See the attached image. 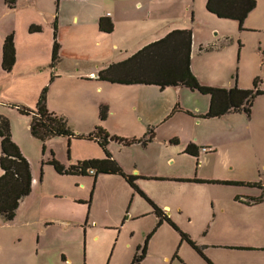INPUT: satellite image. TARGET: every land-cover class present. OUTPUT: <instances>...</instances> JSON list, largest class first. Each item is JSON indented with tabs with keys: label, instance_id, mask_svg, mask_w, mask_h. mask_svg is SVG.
<instances>
[{
	"label": "crops",
	"instance_id": "0c3cea01",
	"mask_svg": "<svg viewBox=\"0 0 264 264\" xmlns=\"http://www.w3.org/2000/svg\"><path fill=\"white\" fill-rule=\"evenodd\" d=\"M187 2V0H17L16 6L11 8L6 0H0V105L36 110L39 96L48 88V109L65 117L77 136H86L97 127H102L111 136L141 138L136 130L138 125L142 128L160 122L162 125V122L169 121L177 113H190L193 123L201 125L204 119L200 117L209 112L210 106L208 100L202 98L203 94H197V91L184 86L161 89L157 85H127L99 79V74L109 66L129 60L144 47L164 39L173 31L191 30L181 24L187 19ZM189 10V16L193 17L194 13L190 7ZM102 18L112 22L113 32L101 31ZM56 20L57 40L61 48L60 61L53 67ZM245 23L246 20L244 25ZM32 27H39L40 30L31 32ZM10 34L14 35L16 63L10 72H6L2 68L3 46ZM90 49H94L97 56L82 59L77 54L78 50ZM209 50H213L210 40L196 43L192 31L190 70L193 75L203 86L225 89L238 87L209 83L204 68L197 62L198 56ZM118 51L130 55L121 62L112 61L111 52ZM195 53L198 54L197 57ZM59 83H63L64 86L72 83V88L57 91ZM102 107L108 108L107 117L103 121L100 119ZM10 118L13 141L31 167L32 193L21 200L12 222L5 221L1 216L0 222L25 227L35 222L47 224L44 238H41V234L38 236L39 250L48 246L45 239L52 240L51 244L57 242V245L68 242V237L71 238L73 234L71 228H79L82 235L80 225L83 223L95 229L101 227L100 229L104 231L118 229L123 222L122 227L135 226L130 233V239L136 241L126 246L127 255L133 261L136 253H141L140 248L145 245L148 235L157 228L159 219L153 205L121 175L101 174L97 179L92 174L60 175L51 166L48 168V175L55 176L57 173L59 177L75 178L73 183L76 185L77 193L68 196L57 187L61 190L48 194L44 180L33 163L35 159L29 153L30 147L37 148L38 145L30 131L32 122L28 118L17 120L14 117V120ZM123 129L128 130L127 133L123 132L125 131ZM192 133L191 130L182 135L172 132L160 142L157 141V134L151 143L143 147L142 144L125 146L111 142L107 150L126 175L136 177L135 184L140 191L201 247L206 257V263L203 259L204 264H242L240 261L234 262L232 258L244 256L255 258L259 253H264V202L247 203L254 196L241 198L238 195L222 197L213 194L214 201L219 204L217 207L212 205L214 216L207 219L202 227L204 228L202 237L206 238V241L196 240L189 227L201 221V217L197 215L198 209L191 207L196 196H192L186 187L206 183H195L191 180H201L198 169L201 156L213 151L208 152L212 148H207L206 143H202L199 137ZM189 145L199 149L197 156L185 152ZM175 147L178 148L174 149ZM45 148V161L49 162L54 154L65 168L86 160H102L106 157L98 142L77 137H54L46 142ZM164 151L166 163L174 164L171 167H175L177 163L173 155L176 152L177 155L188 158L187 164L184 163L185 159L179 163L186 166L168 169L164 174H159ZM1 173L3 174V171ZM90 177L94 184L93 196L90 199L87 196L85 198L78 196L79 191L87 189V183L90 181L83 180ZM106 181L113 186L112 189L105 186ZM175 188H181L182 192L187 189V194L182 193L180 196L175 193ZM258 191L260 193L256 198L262 196V192ZM88 199L90 202L87 204ZM189 201L192 205L188 204ZM99 204L106 206L107 222L110 224L103 221L101 225L98 218L95 219L93 212L95 206ZM111 208L115 211L111 212ZM170 226L168 222H164L153 232L147 246L146 257L141 264H152L154 261H158L156 264H192L180 254L183 248L191 247L185 241L180 243L176 255L172 248L168 254H161L153 249L158 234ZM172 235H175L173 231ZM85 236L84 247L86 243L87 245L84 264H88L89 244L99 242L101 236L90 235L88 231H85ZM216 254L220 256H215ZM62 259V262L72 264V257L63 254ZM131 261L128 263L131 264ZM201 261L199 262L203 264Z\"/></svg>",
	"mask_w": 264,
	"mask_h": 264
},
{
	"label": "rangeland",
	"instance_id": "374dc122",
	"mask_svg": "<svg viewBox=\"0 0 264 264\" xmlns=\"http://www.w3.org/2000/svg\"><path fill=\"white\" fill-rule=\"evenodd\" d=\"M187 1V19H185L186 22L183 21L181 24L194 32L196 43H205L206 40H210L213 48L212 51L204 52L200 56L195 53V57L198 56L199 58L197 62L201 63V68H204L205 77L209 83L213 85H238L241 89H250L258 78L261 81L259 87L264 90V0H256V8L249 19L246 20L243 30L240 29L237 21H227V19L212 15L206 8L208 0ZM189 7L194 13L193 17L189 16ZM77 54L82 59L97 56V52L94 49H90V51L78 50ZM129 55L120 51L111 52V60L121 62ZM71 88L72 83L65 86L63 83H59L57 91L58 89L65 91V89L70 90ZM197 94L200 93L198 92ZM201 96L208 100L207 102L210 106L211 97L209 95ZM0 115L8 118L10 122H12L10 117H14L16 120L28 118L32 122L31 116L21 114L18 108H14L11 105L7 107L0 105ZM191 117L190 113H177L169 121L162 122V125L161 122L160 124L151 125L152 127L145 126L142 128L138 125L136 130L138 135L143 138L150 132V129H154V137L158 134L157 141L159 142L163 141L165 136L168 137L167 134L169 133L174 132L182 135L187 130H191L193 132L192 135L198 136L202 143H206L207 148H212L208 152L213 151V153L202 155L200 166H198L201 181L206 183L186 187L189 188V193L192 196H196V199L192 201L193 205L190 201L187 203L192 205V208L198 209L197 215L201 217V221L199 220L189 227L190 232L196 240L206 241V238L202 237V232H204L202 227L207 219L214 216L212 205L217 207L219 204V202L214 201L213 194L222 195V197L238 195L241 198H249L248 196L256 198L260 193L258 191L260 189L246 185L258 184L264 186V95L256 98L253 103L251 116L247 113L239 112L217 119L202 118L204 120L201 125H195ZM123 130L126 133L128 131L126 129ZM33 140L38 145L37 148L30 147L29 153L35 159L33 163L38 169L40 177L44 180L46 192L51 194L55 190L62 189L63 193L68 194V196L75 195L77 193L75 192L76 185L73 183L75 178L59 177L58 172L55 176L48 175V168L50 166L54 170L55 168L52 165H48V162L45 161V153L43 151L45 144L38 138ZM1 144L2 140L0 138V160L2 154ZM177 148L175 147L174 149ZM35 153H37L36 156H33ZM165 154L164 151L159 174H164L165 170L168 169L186 166L188 158L179 156L177 155L178 152H176V154H173L177 161L176 168L174 166L171 167L174 164L166 163ZM183 159H185V164H179ZM1 172L2 169L0 167V175L2 174ZM88 179L90 181L87 183V189L79 191L78 196L84 198L87 196L90 199L93 196L94 184L92 177L83 181ZM191 181L195 182V180ZM106 182L105 186L108 189H112L113 186L108 181ZM234 183L243 185H233ZM210 184L222 186L211 187ZM57 187L61 189H57ZM174 190L180 196L187 191L186 189L185 192H182L181 188H175ZM89 199L86 202L87 204L90 202ZM110 210L111 212L115 211L112 208ZM93 214L95 219L98 218L101 225L103 221L105 224H110L109 221L107 222L105 205H96ZM80 226L82 227V235L79 233V228H71L70 231L73 234H71V238L68 237V242L57 245V242L51 244L52 240L45 239V244L48 246L39 250L37 247L38 236L41 234V238H44L47 224L43 225L35 222L25 227L18 224L5 225L0 222V264H70L62 262L63 254L73 258L72 264H84L87 245L86 243L84 247L85 231H88L90 235L98 234L101 236L99 242L89 244L90 257L88 264H130L128 262L131 260L127 255L126 246L128 243L136 241L135 239L133 241L130 239V233L135 226L122 227V222L118 229H106L104 231L100 229L101 227L95 229L86 226L84 223ZM171 226L172 230L168 227V229L161 230L157 237L158 240L156 239L158 242H154L152 246L155 251L161 254L171 253L170 248H172L176 255L180 243L184 241L180 233ZM172 231L175 235H172ZM82 237L83 243H81ZM201 251L202 254L192 246H189V249L188 247L183 248L180 254L183 257L185 256L192 264H201L199 261L202 260L201 262L203 263V259L204 262L206 259L202 249ZM215 256L220 255L216 254ZM232 259L234 262H243L242 264H264V253H259L255 258L244 256L243 258L233 257ZM154 262V264L158 263V261Z\"/></svg>",
	"mask_w": 264,
	"mask_h": 264
},
{
	"label": "trees",
	"instance_id": "16d2710c",
	"mask_svg": "<svg viewBox=\"0 0 264 264\" xmlns=\"http://www.w3.org/2000/svg\"><path fill=\"white\" fill-rule=\"evenodd\" d=\"M9 7L14 8L17 0H6ZM256 0H208L206 8L211 14L221 19H227L239 22L240 29L243 30L244 22L248 19L249 14L256 7ZM55 37L56 43L53 49L54 67L60 61V44L57 40L58 22L55 21ZM113 24L104 18L100 20V29L103 32H113ZM40 30L39 27H32L31 32ZM191 30H175L164 39L159 40L144 47L138 51L129 60L109 66L99 74V79L110 81L111 83L144 84L157 85L161 89L171 86H184L197 91L203 95L211 97L210 108L207 114L200 118H220L231 113L244 112L251 116L253 103L256 98L264 95V91L260 90L261 81L258 78L254 81L251 89H241L237 86L231 89L214 88L203 86L190 70V51H191ZM14 35L10 34L5 40L3 46V62L2 68L6 72H10L16 63ZM54 78V77H53ZM48 88L44 89L39 96L36 110L27 107L18 108L21 114L32 117L31 134L33 137L46 142L54 137L88 139L98 142L106 153V157L102 160H86L77 165H71L68 168L62 166L52 154V159L48 162L52 165L60 175H76L86 176L91 174L92 170L95 179L101 174L121 175L126 179L128 184L143 196L151 205H153L156 216L159 219L157 230L164 222H168L176 229L182 240L187 241L196 251L202 254L199 247L191 238L168 218L163 210L158 208L147 196L140 191L135 184L137 180L134 176H128L121 169L118 163L113 159L107 150L108 144L116 142L125 146L134 144H142L147 146L154 139V129H150L143 138L126 139L123 137L111 136L104 128L97 127L86 136H77L70 127L68 120L51 112L47 107ZM108 114V108L102 107L100 119L103 121ZM11 122L8 118L0 116V138L1 144V160L0 167L3 171L0 176V216L5 220L12 222L16 217V210L20 206L21 200L32 193V171L27 158L22 154L20 148L13 141L11 134ZM45 145L43 151L45 153ZM199 150L196 146L189 145L186 153L197 156ZM197 183L205 181L196 180ZM232 185V183H230ZM233 185H243L234 183ZM246 186L259 188L262 196L259 198H250L247 203L259 204L264 202V186L258 184H247ZM153 230L146 239L145 245L140 248L141 253H136L131 264H141L147 252L149 240L155 231Z\"/></svg>",
	"mask_w": 264,
	"mask_h": 264
},
{
	"label": "built area",
	"instance_id": "2783aa9c",
	"mask_svg": "<svg viewBox=\"0 0 264 264\" xmlns=\"http://www.w3.org/2000/svg\"><path fill=\"white\" fill-rule=\"evenodd\" d=\"M92 175L94 174V172L92 170L89 171Z\"/></svg>",
	"mask_w": 264,
	"mask_h": 264
}]
</instances>
